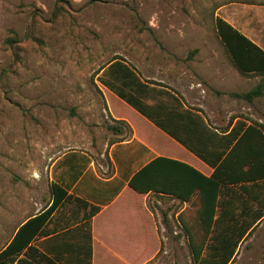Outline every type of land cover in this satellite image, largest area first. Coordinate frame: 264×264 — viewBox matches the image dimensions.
Returning <instances> with one entry per match:
<instances>
[{"label":"crops","instance_id":"0c3cea01","mask_svg":"<svg viewBox=\"0 0 264 264\" xmlns=\"http://www.w3.org/2000/svg\"><path fill=\"white\" fill-rule=\"evenodd\" d=\"M218 18L259 49L238 54L246 68L219 36ZM154 27L167 37L115 57L97 75L107 116L120 133L110 132L96 149L71 148L50 166V184L69 198L46 225L47 236L32 244L57 264H96L101 253L129 264L150 253L139 262L149 264L162 250L165 217L200 220L202 200L211 205L213 190L181 200L130 187L160 157L206 177L219 174L215 220L264 226V0H217L213 26ZM182 170L183 187L191 191L192 173Z\"/></svg>","mask_w":264,"mask_h":264},{"label":"rangeland","instance_id":"374dc122","mask_svg":"<svg viewBox=\"0 0 264 264\" xmlns=\"http://www.w3.org/2000/svg\"><path fill=\"white\" fill-rule=\"evenodd\" d=\"M217 0H0V251L52 201L49 169L71 148L96 149L111 125L97 78L115 57L167 37L157 23L215 24ZM162 34V35H161ZM109 140V139H108ZM182 221L159 234L149 264H195ZM191 224L195 234L200 230ZM150 253L135 255L139 264ZM100 254L96 264H122ZM106 259V260H105ZM233 264H264V226Z\"/></svg>","mask_w":264,"mask_h":264},{"label":"trees","instance_id":"16d2710c","mask_svg":"<svg viewBox=\"0 0 264 264\" xmlns=\"http://www.w3.org/2000/svg\"><path fill=\"white\" fill-rule=\"evenodd\" d=\"M216 25L218 34L225 42L229 53L241 68H246L239 60L238 54L245 53L248 47L258 51L259 49L224 20L218 18ZM107 130L115 135L120 133L116 126L108 125ZM182 169H187L192 173L190 182L194 185L191 191L183 187ZM218 179V173L212 177H206L188 165L160 157L137 173L130 181V187L141 194L156 192L181 200H188L196 190L200 191L203 198L204 194L213 190V203L209 205L208 200H202L203 205L199 211L200 220L192 222L196 223L203 234L199 232V236L196 235L192 224L187 226L182 221L183 224L180 223V225L188 234L195 264H231L237 256L240 244L256 230L260 223L215 220ZM202 183H205L206 187ZM51 191V203L38 214L29 217L18 228L11 242L0 251V264H57L32 244L37 237L47 236L46 225L63 202L69 198L57 184L51 185ZM94 214L95 212L91 213L89 217ZM163 223L168 231L170 222L166 217Z\"/></svg>","mask_w":264,"mask_h":264}]
</instances>
